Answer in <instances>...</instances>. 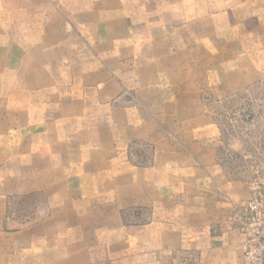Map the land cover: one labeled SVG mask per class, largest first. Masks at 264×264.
Here are the masks:
<instances>
[{
	"label": "rangeland",
	"instance_id": "1",
	"mask_svg": "<svg viewBox=\"0 0 264 264\" xmlns=\"http://www.w3.org/2000/svg\"><path fill=\"white\" fill-rule=\"evenodd\" d=\"M212 191L241 264L264 0H0V264H213Z\"/></svg>",
	"mask_w": 264,
	"mask_h": 264
},
{
	"label": "built area",
	"instance_id": "2",
	"mask_svg": "<svg viewBox=\"0 0 264 264\" xmlns=\"http://www.w3.org/2000/svg\"><path fill=\"white\" fill-rule=\"evenodd\" d=\"M245 212L241 264H264V191L253 193Z\"/></svg>",
	"mask_w": 264,
	"mask_h": 264
},
{
	"label": "crops",
	"instance_id": "3",
	"mask_svg": "<svg viewBox=\"0 0 264 264\" xmlns=\"http://www.w3.org/2000/svg\"><path fill=\"white\" fill-rule=\"evenodd\" d=\"M114 189L121 190L120 181L114 179L112 182ZM212 199L214 205V211H219L220 214L218 221H215L214 227L217 228L220 232L219 237L212 238L213 242L212 246L209 249V253L214 251L212 260L213 264H231L233 259L230 256V252L232 250L233 243V232L230 231L231 223L228 222L227 213L232 210V200H233V191H212ZM245 240V236L241 235L239 239V243L242 249V243ZM218 245L220 247H218ZM242 258V257H241ZM242 260V259H241Z\"/></svg>",
	"mask_w": 264,
	"mask_h": 264
}]
</instances>
